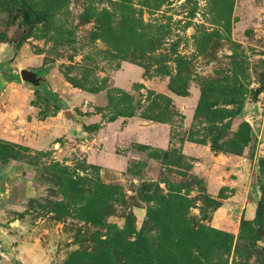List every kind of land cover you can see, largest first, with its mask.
Returning a JSON list of instances; mask_svg holds the SVG:
<instances>
[{
  "label": "rangeland",
  "instance_id": "obj_1",
  "mask_svg": "<svg viewBox=\"0 0 264 264\" xmlns=\"http://www.w3.org/2000/svg\"><path fill=\"white\" fill-rule=\"evenodd\" d=\"M0 255L264 264V0H0Z\"/></svg>",
  "mask_w": 264,
  "mask_h": 264
},
{
  "label": "water",
  "instance_id": "obj_2",
  "mask_svg": "<svg viewBox=\"0 0 264 264\" xmlns=\"http://www.w3.org/2000/svg\"><path fill=\"white\" fill-rule=\"evenodd\" d=\"M20 76L23 80L28 81L32 84H37L39 81L36 72L27 68H22L19 70ZM1 256V255H0Z\"/></svg>",
  "mask_w": 264,
  "mask_h": 264
}]
</instances>
